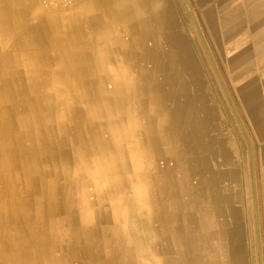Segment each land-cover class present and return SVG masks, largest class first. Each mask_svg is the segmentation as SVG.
<instances>
[{"label":"crops","instance_id":"crops-1","mask_svg":"<svg viewBox=\"0 0 264 264\" xmlns=\"http://www.w3.org/2000/svg\"><path fill=\"white\" fill-rule=\"evenodd\" d=\"M0 6L2 116L26 127L0 131V264H250L240 220L245 200L264 217V0ZM219 86L237 141L218 128Z\"/></svg>","mask_w":264,"mask_h":264},{"label":"rangeland","instance_id":"rangeland-1","mask_svg":"<svg viewBox=\"0 0 264 264\" xmlns=\"http://www.w3.org/2000/svg\"><path fill=\"white\" fill-rule=\"evenodd\" d=\"M176 1H178V0H176ZM179 5H180V9L183 13L186 11L185 16H186L187 33H189V36L192 39H195L196 43H198L197 42V30L195 28V25L191 22L190 16H189L190 10L187 8V6L185 7L186 9L184 8L182 1L180 2ZM197 28L199 29V27H197ZM192 41H194V40H192ZM205 58H206V60H205ZM203 61H204V63L208 64V59L204 55H203ZM205 67L207 68L209 66L205 65ZM206 72H207V75L209 78L212 77V80H216V77L212 72H209V71H206ZM221 74L222 73H219V79L221 78V76H220ZM224 94H225L224 89L222 90L221 87L219 86V88H218V96H219V98H218V104H219V106H218V128L224 129V128H232L233 127L234 128L233 132L235 135L234 136L235 141H237L236 134L241 133V131H239V128L242 126L241 120L238 117L239 116L238 113L235 114V118H233L232 114L230 116L231 109L225 100ZM226 108H228V113H227ZM228 115L230 118L228 117ZM236 116L238 117V119H236ZM226 132L229 133V131H224V133H226ZM230 157L233 158L234 168L237 170L238 176L239 177H240V175L244 176L245 168L242 167V160H241L242 150H241L240 145H239V147H237L235 145L234 152L233 153L230 152ZM248 172L250 175L251 169H249ZM257 186H258L257 184L253 185L251 183L250 187H249L251 199L248 202H249L250 208L252 206L258 207V201L256 200V197H255V199L252 200V196H253L252 191L256 192V190H258ZM243 192H246L245 188L243 189V191L241 188H239V190L235 189V195H237L236 199L241 198V200L239 202L240 204L242 202ZM245 203H246V206L244 208H242L241 221H242V223H245L247 225L251 224L250 229L254 230V232L253 231L251 232L250 237H249L250 264H264V217L261 214L251 216L252 211H250V209L248 208L247 200H245ZM260 212H261V210H260ZM253 226H257V227L253 228ZM255 229H256V232H255ZM257 255H259V257Z\"/></svg>","mask_w":264,"mask_h":264},{"label":"bare ground","instance_id":"bare-ground-1","mask_svg":"<svg viewBox=\"0 0 264 264\" xmlns=\"http://www.w3.org/2000/svg\"><path fill=\"white\" fill-rule=\"evenodd\" d=\"M77 4V3H76ZM75 4V5H76ZM74 5V6H75ZM1 7V6H0ZM10 9V8H9ZM71 9V8H70ZM77 9V8H76ZM74 10V9H73ZM8 11V10H7ZM6 11V12H7ZM69 12V11H68ZM164 20V19H163ZM0 22H2V21H0ZM166 22V21H165ZM164 25V24H163ZM162 27H164V26H162ZM58 28V27H57ZM167 29V28H166ZM151 31V30H150ZM157 32V31H156ZM166 32V31H165ZM168 32V31H167ZM150 33V32H149ZM35 35V34H34ZM35 37H36V35H35ZM140 39V38H139ZM18 40V39H17ZM22 40V39H21ZM37 40V39H36ZM19 41V40H18ZM144 41H145V39H144ZM151 41V40H150ZM26 42V41H25ZM28 42V41H27ZM26 42V43H27ZM31 42V41H30ZM142 42V41H141ZM148 43V42H147ZM151 43V42H150ZM190 43V42H189ZM31 44V43H30ZM43 44V43H42ZM17 46V45H16ZM40 46V45H39ZM24 47V46H23ZM37 47V46H36ZM150 47V46H149ZM156 47H157V44H156ZM33 49V48H32ZM167 50L169 49V48H166ZM23 50V49H22ZM21 50V51H22ZM142 50V49H141ZM164 50H165V48H164ZM60 52V51H59ZM152 52V51H151ZM18 53V52H17ZM149 53V52H148ZM154 53V52H153ZM33 54V53H32ZM60 54V53H59ZM75 54V53H74ZM43 55V54H42ZM46 55V54H45ZM70 55V54H69ZM77 55H78V53H77ZM92 55V54H91ZM153 55V54H152ZM29 56V55H28ZM142 56V55H141ZM161 56V55H160ZM18 56H16V58H17ZM108 57V56H107ZM118 57V56H117ZM54 58V57H53ZM56 59V58H55ZM110 59V58H109ZM139 59V58H138ZM20 60V59H19ZM65 60V59H64ZM111 60V59H110ZM152 60V59H151ZM169 60V59H168ZM113 61V60H112ZM161 61V60H160ZM79 62V61H78ZM63 63V62H62ZM97 63V62H96ZM102 63V62H101ZM119 63H120V61H119ZM171 63V62H170ZM17 64V63H16ZM34 64V63H33ZM59 64V63H58ZM67 64V63H66ZM177 64V63H176ZM169 65V64H168ZM33 66V65H32ZM35 66V65H34ZM59 66V65H58ZM65 66V65H64ZM67 66V65H66ZM69 66V65H68ZM151 66V65H150ZM157 66V65H156ZM166 66V65H165ZM55 67V66H54ZM90 67V66H89ZM18 68V67H17ZM116 68H117V66H116ZM122 68V67H121ZM165 68V67H164ZM22 69V68H21ZM54 69V68H53ZM57 69V68H56ZM90 69V68H89ZM166 69H168V68H166ZM165 69V70H166ZM94 70V69H93ZM92 71V70H91ZM115 71V70H114ZM174 71V70H173ZM20 72V71H19ZM22 72V71H21ZM27 72H28V70H27ZM40 72V71H39ZM170 72V71H169ZM83 73V72H82ZM113 73V72H112ZM143 73V72H142ZM26 74V73H25ZM97 74V73H96ZM143 75V74H142ZM141 75V76H142ZM160 75V74H159ZM4 76V75H3ZM19 76H22V75H19ZM25 76V75H24ZM110 76V75H109ZM118 76V75H117ZM167 76H168V74L166 73V78H167ZM162 77V76H161ZM110 78V77H109ZM143 78H144V76H143ZM147 78V77H146ZM166 78H165V80H166ZM169 78V77H168ZM102 79V78H101ZM104 79V78H103ZM119 79V78H118ZM161 79V78H160ZM171 79V78H170ZM102 81V80H101ZM106 81V80H105ZM170 82V81H169ZM197 82V81H196ZM84 83V82H83ZM90 83V82H89ZM93 83V81L91 82V84ZM98 83V82H97ZM108 83V82H107ZM117 83V82H116ZM115 83V84H116ZM147 83H148V81H147ZM146 83V84H147ZM31 84V83H30ZM90 84V85H91ZM144 84V83H143ZM169 84V83H168ZM27 85V84H26ZM29 85V84H28ZM100 85V84H99ZM135 85V84H134ZM180 85V84H179ZM171 86V85H170ZM23 87V86H22ZM91 87V86H90ZM94 87V86H93ZM114 87V86H113ZM121 87V86H120ZM168 87V86H167ZM174 87V86H173ZM72 88V87H71ZM147 88V87H146ZM164 88V87H163ZM186 88V87H185ZM98 89H99V87H98ZM122 89V88H121ZM174 89V88H173ZM183 89V88H182ZM34 90V89H33ZM12 91V90H11ZM25 91V90H24ZM73 91V90H72ZM94 91V90H93ZM113 91H114V89H113ZM127 91H128V89H127ZM141 91V90H140ZM169 91V90H168ZM178 91V90H177ZM21 92H23V91H21ZM112 92V91H111ZM149 92V91H148ZM187 92V91H186ZM13 93V92H12ZM24 93H26V92H24ZM34 93H35V91H34ZM80 93H82L81 91H80ZM124 93V92H123ZM144 93V92H143ZM169 93V92H168ZM27 94V93H26ZM165 94V93H164ZM3 95V94H2ZM79 95V94H78ZM111 95V94H110ZM119 95V94H118ZM143 95V94H142ZM178 95V94H177ZM71 96V95H70ZM84 96V95H83ZM145 96V95H144ZM166 96H167V94H166ZM181 96V95H180ZM12 97H13V95H12ZM82 97V96H81ZM86 97V96H85ZM94 97V96H93ZM106 97V96H105ZM153 97H155V96H153ZM160 97V96H159ZM174 97V96H173ZM3 98H5L4 96H3ZM98 98V97H97ZM74 99V98H73ZM126 99V98H125ZM124 99V100H125ZM18 100V99H17ZM20 100V99H19ZM117 100V99H116ZM172 100V99H171ZM203 100H205V98L203 99ZM100 101V100H99ZM104 100H102L101 102H103ZM19 102V101H18ZM111 102V101H110ZM4 103V102H3ZM15 103V102H14ZM88 103V102H87ZM157 103V102H156ZM77 104H79V103H77ZM101 104V103H100ZM106 104V103H105ZM113 104V103H112ZM119 104V103H118ZM127 104V103H126ZM172 104V103H171ZM174 104V103H173ZM203 104H204V102H203ZM206 104V103H205ZM1 105H2V99H1V95H0V131H26V127H25V119H14V118H12V119H10V118H7L6 120L5 119H3V116H2V114H4V113H2V110H1ZM85 105V104H84ZM102 105V104H101ZM142 105V104H141ZM81 106V105H80ZM112 106V105H111ZM164 106H166V105H164ZM102 107V106H101ZM115 107V106H114ZM120 107V106H119ZM118 107V108H119ZM189 107V106H188ZM191 107V106H190ZM92 108V107H91ZM113 108V107H112ZM123 108V107H122ZM35 108H33V110H34ZM89 110V109H88ZM126 110V109H125ZM125 110L123 111V112H125ZM196 110V109H195ZM195 110H194V112H195ZM91 111V110H90ZM89 111V112H90ZM96 111H98V110H96ZM133 111V110H132ZM192 111V110H191ZM25 112V111H24ZM18 112H16V114H17ZM84 113H86V112H84ZM88 113V112H87ZM91 113V112H90ZM104 113V112H103ZM153 113V112H152ZM26 114H27V112H26ZM114 114V113H113ZM29 115V114H28ZM27 115V116H28ZM104 115V114H103ZM130 115V114H129ZM191 115H192V113H191ZM197 115V114H196ZM84 117V116H83ZM96 117V116H95ZM103 117V116H102ZM157 117V116H156ZM198 117V116H197ZM104 118V117H103ZM133 118V117H132ZM193 118V117H192ZM208 118V117H207ZM31 119V118H30ZM91 119V118H90ZM117 119V118H116ZM94 120V119H93ZM194 120V119H193ZM89 121V120H88ZM157 121V120H156ZM155 122V121H154ZM156 123V122H155ZM105 124V123H104ZM151 124V123H150ZM108 125V124H107ZM158 126V125H157ZM77 127V126H76ZM107 127V126H106ZM185 127V126H184ZM65 128V127H64ZM155 128V127H154ZM193 128V127H192ZM191 128V129H192ZM149 129V128H148ZM183 129V128H182ZM203 129V128H202ZM49 130V129H48ZM81 130V129H80ZM158 130V129H157ZM190 130V129H189ZM54 131V130H53ZM91 131V130H90ZM139 131V130H138ZM163 131V130H162ZM188 131V130H187ZM108 132V131H107ZM186 132V131H185ZM215 132V131H214ZM82 133V132H81ZM156 133V132H155ZM71 134V133H70ZM137 134V133H136ZM200 134V133H199ZM92 135V134H91ZM132 135V134H131ZM199 136V135H198ZM62 137V136H61ZM98 137V136H97ZM147 137V136H146ZM12 138H14V137H12ZM150 138V137H149ZM162 138V137H161ZM164 138V137H163ZM162 138V139H163ZM199 138V137H198ZM205 139V138H204ZM203 139V140H204ZM128 140V139H127ZM140 140H142V139H140ZM151 140V139H150ZM163 140H165V139H163ZM192 140V139H191ZM62 141V140H61ZM86 141V140H85ZM118 141V140H117ZM159 141V140H158ZM200 141V140H199ZM6 142V141H5ZM84 142V141H83ZM112 142V141H111ZM178 142V141H177ZM176 142V143H177ZM181 142V141H180ZM201 142H203V141H201ZM204 142H205V140H204ZM66 143H67V141H66ZM65 143V144H66ZM74 143V142H73ZM121 143V142H120ZM150 143V142H149ZM194 143V142H193ZM136 144V143H135ZM110 145V144H109ZM132 145V144H131ZM145 145V144H144ZM175 145V144H174ZM193 145H195V144H193ZM219 145V144H218ZM217 145V146H218ZM54 146V145H53ZM112 146V145H111ZM118 147V146H117ZM162 147V146H161ZM160 147V148H161ZM185 147V146H184ZM219 147V146H218ZM53 148V147H52ZM101 148V147H100ZM103 148H105V147H103ZM141 148V147H140ZM187 148V147H186ZM1 149V148H0ZM151 149V148H150ZM154 149H155V147H154ZM153 149V150H154ZM167 149V148H166ZM14 150V149H13ZM103 150V149H102ZM187 150H188V148H187ZM15 151V150H14ZM50 151V150H49ZM48 151V152H49ZM132 151V150H131ZM165 151V150H164ZM16 152V151H15ZM128 152V151H127ZM186 152V151H185ZM65 153V152H64ZM193 154V153H192ZM206 154V153H205ZM24 155V154H23ZM28 155V154H27ZM145 155V154H144ZM156 155H158V154H156ZM175 155V154H174ZM207 155V154H206ZM229 155V154H228ZM17 156H18V154H17ZM41 156V155H40ZM160 156H161V154H160ZM183 156V155H182ZM189 156V155H188ZM193 156V155H192ZM208 156V155H207ZM26 157V156H25ZM40 158V157H39ZM136 158V157H135ZM139 158V157H138ZM142 158H143V156H142ZM152 158V157H151ZM12 159V158H11ZM25 159V158H24ZM27 159H28V156H27ZM16 160V159H15ZM119 160V159H118ZM138 160V159H137ZM187 160V159H186ZM206 160V159H205ZM18 161H19V158H18ZM31 162V161H30ZM132 162H133V160H132ZM156 162V161H155ZM61 163V162H60ZM109 163V162H108ZM137 163V162H136ZM152 163V162H151ZM105 164V163H104ZM197 164V163H196ZM207 164V163H206ZM211 164V163H210ZM32 165V164H31ZM109 165V164H108ZM139 165V164H138ZM177 165V164H176ZM178 166V165H177ZM196 166V165H195ZM106 167H107V165H106ZM146 167V166H145ZM160 167V166H159ZM191 167H192V165H191ZM31 168V167H30ZM40 168V167H39ZM136 168V167H135ZM139 168V167H138ZM155 168V167H154ZM199 168H201V167H199ZM214 168V167H213ZM229 168V167H228ZM149 169V168H148ZM165 169V168H164ZM163 169V170H164ZM191 169V168H190ZM221 169V168H220ZM232 169V168H231ZM28 170V169H27ZM122 170V169H121ZM16 171V170H15ZM135 171H136V169H135ZM162 171V170H161ZM160 171V172H161ZM187 171V170H186ZM194 171V170H193ZM204 171V170H203ZM206 171V170H205ZM205 171H204V175H205ZM41 172V171H40ZM122 172V171H121ZM128 172V171H127ZM153 172V171H152ZM163 172V171H162ZM185 172V171H184ZM196 172V171H195ZM233 172V171H232ZM24 173V172H23ZM64 173V172H63ZM130 173V172H129ZM194 173V172H193ZM224 173V172H223ZM227 173V172H226ZM25 174V173H24ZM132 174V173H131ZM191 174V173H190ZM211 174V173H210ZM30 175V174H29ZM33 175V174H32ZM40 175V174H39ZM124 175H125V173H124ZM128 175V174H127ZM33 176H35V175H33ZM42 176V175H41ZM154 176V175H153ZM129 177V176H128ZM214 177V176H213ZM27 178V177H26ZM31 178V177H30ZM179 178V177H178ZM18 179V178H17ZM130 179V178H129ZM165 179H166V176H165ZM198 179V178H197ZM196 180V179H195ZM207 180V179H206ZM94 181V180H93ZM131 181V180H130ZM152 181V180H151ZM217 181V180H216ZM195 182V181H194ZM218 182V181H217ZM40 183V182H39ZM236 183V182H235ZM17 184H18V182H17ZM181 184V183H180ZM223 184V183H222ZM33 185H34V183H33ZM153 185V184H152ZM210 187V186H209ZM214 187H216V186H214ZM24 188V187H23ZM194 188V187H193ZM219 188V187H218ZM238 188V187H237ZM20 189H21V186H20ZM92 189H94V188H92ZM106 189V188H105ZM220 189V188H219ZM181 190V189H180ZM130 191V190H129ZM202 191V190H201ZM59 192V191H58ZM133 192V191H132ZM158 192V191H157ZM190 192H191V190H190ZM24 193V192H23ZM41 193V192H40ZM192 193V192H191ZM201 193V192H200ZM129 194V193H128ZM146 194V193H145ZM198 194V193H197ZM196 194V195H197ZM203 194V193H202ZM231 194V193H230ZM107 195V194H106ZM139 195V194H138ZM141 195V194H140ZM184 195V194H183ZM41 196H43V195H41ZM40 196V197H41ZM96 196V195H95ZM128 196V195H127ZM138 197V196H137ZM210 197V196H209ZM31 199V198H30ZM29 199V200H30ZM65 199V198H64ZM145 199H146V197H145ZM173 199V198H172ZM215 199V198H214ZM16 200V199H15ZM32 200V199H31ZM89 200V199H88ZM160 200V199H159ZM17 201V200H16ZM122 201V200H121ZM144 201V200H143ZM142 201V202H143ZM202 201V200H201ZM233 201V200H232ZM36 202V201H35ZM34 202V203H35ZM45 202V201H44ZM123 202H124V200H123ZM138 202V201H137ZM189 202V201H188ZM38 203V202H37ZM67 203V202H66ZM130 203H131V201H130ZM177 203V202H176ZM203 203V202H202ZM209 203V202H208ZM218 203H219V201H218ZM89 204V203H88ZM173 204V203H172ZM217 204V203H216ZM7 205H8V202H7ZM30 205H31V203H30ZM98 205V204H97ZM146 205H148V204H146ZM151 205V204H150ZM180 205V204H179ZM184 205V204H183ZM170 206V205H169ZM25 207V206H24ZM87 207V206H86ZM153 207V206H152ZM156 207V206H155ZM157 207H158V205H157ZM161 207V206H160ZM181 207V206H180ZM185 207H187V206H185ZM215 207V206H214ZM8 208V207H7ZM34 208V207H33ZM46 208V207H45ZM31 209H32V207H31ZM30 209V210H31ZM37 209V208H36ZM94 209V208H93ZM125 209V208H124ZM160 209V208H159ZM169 209V208H168ZM188 209V208H187ZM195 209V208H194ZM42 210H44V209H42ZM73 210V209H72ZM180 210H182V209H180ZM199 210V209H198ZM92 211V210H91ZM125 211V210H124ZM38 213H39V210L37 211ZM42 212V211H41ZM41 212H40V214H41ZM150 212V211H149ZM152 212V211H151ZM222 212V211H221ZM28 213H29V211H28ZM31 213V212H30ZM34 213V212H33ZM36 213V212H35ZM45 213V212H44ZM156 213V212H155ZM181 213H182V211H181ZM10 214V213H9ZM93 214V213H92ZM200 214V213H199ZM29 215V214H28ZM198 215V214H197ZM215 215V214H214ZM11 216V215H10ZM24 216V215H23ZM40 216V215H39ZM76 216V215H75ZM9 217V216H8ZM95 217V216H94ZM98 217V216H97ZM130 217V216H129ZM189 217V216H188ZM10 218V217H9ZM199 218V217H198ZM24 219H25V216H24ZM76 219V218H75ZM166 219V218H165ZM224 219V218H223ZM28 220V219H27ZM96 220V219H95ZM8 221H9V219H8ZM99 221V220H98ZM166 221V220H165ZM189 221V220H188ZM241 221V220H240ZM95 222V221H94ZM104 222H105V220H104ZM72 223V222H71ZM199 223V222H198ZM200 223H203V222H200ZM234 223V222H233ZM79 224V223H78ZM111 224V223H110ZM222 224V223H221ZM72 225V224H71ZM116 225V224H115ZM233 225V224H232ZM112 226V225H111ZM223 226V225H222ZM226 226V225H225ZM24 227H25V225H24ZM88 227H89V225H88ZM109 228V227H108ZM14 229V228H13ZM26 229V228H25ZM102 229V228H101ZM111 229V228H110ZM120 231V230H119ZM91 232V231H90ZM234 232V231H233ZM121 233V232H120ZM43 235V234H42ZM105 235V234H104ZM219 235V234H218ZM125 236V235H124ZM234 236V235H233ZM107 237V236H106ZM121 237H122V234H121ZM17 238V237H16ZM89 238H91L90 236H89ZM114 240V239H113ZM67 241V240H66ZM86 241V240H85ZM90 241V240H89ZM199 241V240H198ZM112 242V241H111ZM235 242V241H234ZM91 243V242H90ZM231 243V242H230ZM235 245V244H234ZM237 245V244H236ZM66 246V245H65ZM100 246V245H99ZM221 246V245H220ZM83 248H84V246H83ZM236 248V247H235ZM64 250V249H63ZM122 250V249H121ZM121 250H120V252H121ZM236 250V249H235ZM84 252V251H83ZM88 252V251H87ZM239 252V251H238ZM89 255V254H88ZM235 256V255H234ZM86 257V256H85ZM49 258H51L50 256H49ZM62 258H63V256H62ZM94 258V257H93ZM43 259H44V257H43ZM87 260H88V258H87ZM91 260H94V259H91ZM117 260V259H116ZM235 260V259H234ZM90 261V260H89ZM113 261V260H112ZM117 262V261H116ZM115 262V263H116ZM98 263V262H97ZM24 264V263H23ZM117 264V263H116ZM129 264V263H128Z\"/></svg>","mask_w":264,"mask_h":264},{"label":"built area","instance_id":"built-area-1","mask_svg":"<svg viewBox=\"0 0 264 264\" xmlns=\"http://www.w3.org/2000/svg\"><path fill=\"white\" fill-rule=\"evenodd\" d=\"M80 0H41L44 7L50 9L68 10Z\"/></svg>","mask_w":264,"mask_h":264}]
</instances>
